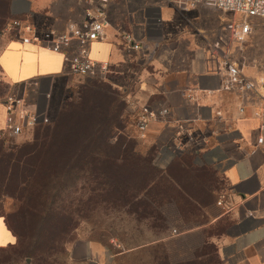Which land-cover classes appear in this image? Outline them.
<instances>
[{"label":"crops","instance_id":"0c3cea01","mask_svg":"<svg viewBox=\"0 0 264 264\" xmlns=\"http://www.w3.org/2000/svg\"><path fill=\"white\" fill-rule=\"evenodd\" d=\"M194 1L111 0L105 37L91 46V59L108 65L106 78L113 88V82L121 84L119 91L127 104L134 101L171 110L170 117L154 121L143 134L132 127L141 152H152L155 165L162 170L182 162L213 173L210 186L216 200L202 206L195 203L202 209L200 219L186 223L174 205L165 207V214L172 212L169 229L157 236L145 229L137 236L126 234L123 255L126 264L146 263L153 256L169 264H209L208 249L214 247L217 264H264V141L259 142L264 129L256 117L259 105L222 90L225 74L213 70L212 53L224 36L227 14L216 9L212 0H200L191 7ZM98 3L9 0L8 10L12 21L61 33L69 23H82ZM126 35L134 37L139 50L128 45ZM234 51L235 45L230 52ZM252 63L245 72L239 62L247 77L259 79L264 59L256 57ZM0 73L12 88L20 86L25 97L37 82L70 74L62 53L24 44L13 36L0 52ZM30 104L37 107L32 100ZM126 110L130 112L128 105ZM5 122L1 104L0 130ZM179 145L183 148L177 150ZM220 200L222 206H218ZM16 243L0 210V249ZM81 243L84 254L80 259L73 254L74 262L89 264L91 257L99 264L108 263V247L93 241ZM185 243L190 245L187 253Z\"/></svg>","mask_w":264,"mask_h":264},{"label":"trees","instance_id":"16d2710c","mask_svg":"<svg viewBox=\"0 0 264 264\" xmlns=\"http://www.w3.org/2000/svg\"><path fill=\"white\" fill-rule=\"evenodd\" d=\"M8 5L9 0H0L3 25L12 22ZM93 79L101 82L100 90L107 87L124 101L126 96L116 95L107 80ZM98 114L75 126L68 137L40 125L31 142L7 147V140L0 139V210L17 238L7 248H15L33 264H66L62 260L69 258L67 245L78 240L81 221L77 217L102 204L105 213L126 214V234L137 236L145 229L157 236L170 227L165 207L174 205L189 223L202 215L196 202L202 206L216 200L211 170L182 162L162 170L152 152L142 153L138 137L128 132L130 126L138 131L132 113L124 109L116 115ZM106 179L100 189V181ZM100 199L104 203L99 204ZM7 201L12 203L10 210L5 207ZM101 239L104 242L105 237ZM150 258L135 263L160 264L164 259Z\"/></svg>","mask_w":264,"mask_h":264},{"label":"built area","instance_id":"2783aa9c","mask_svg":"<svg viewBox=\"0 0 264 264\" xmlns=\"http://www.w3.org/2000/svg\"><path fill=\"white\" fill-rule=\"evenodd\" d=\"M111 0H99L97 9L86 14V19L80 23H69L64 32L38 31L32 25L24 24L22 21H12L11 31L13 38L21 40L24 44H35L42 48L52 50L64 55L70 74L84 78H105L109 72L108 65L97 63L90 57L93 43L105 37L107 27V9ZM200 0L190 4L196 7ZM216 9L232 15L234 19L226 24L224 36L221 41L213 46L212 61L216 67L213 70L225 74L223 91L235 92L242 97H247L259 105L256 117L261 121L264 129V72L259 79L247 77L240 67L239 62L232 57L231 48L240 43L244 45L251 37L253 27L248 19L264 18V0H212ZM228 37V38H227ZM133 50H139L140 45L135 42L132 35L124 37ZM229 40V41H228ZM236 47L242 51V47ZM50 97V95L48 96ZM6 112L5 128L0 130V139L8 134L12 138L19 137L26 130L49 123L47 111H39L38 107L32 106L24 97L11 95L3 104ZM130 113L134 116L135 126L139 132L145 133L151 123L158 119L171 116L168 108H154L149 104H139L128 101ZM243 111V109H242ZM180 131H185L183 122H179ZM192 139L191 135H188ZM264 139H260L262 144ZM183 148L179 145L177 150ZM221 200L218 206H222ZM177 232L174 231V234ZM112 245L122 250L123 246L117 240H112ZM89 264H98L93 260Z\"/></svg>","mask_w":264,"mask_h":264},{"label":"rangeland","instance_id":"374dc122","mask_svg":"<svg viewBox=\"0 0 264 264\" xmlns=\"http://www.w3.org/2000/svg\"><path fill=\"white\" fill-rule=\"evenodd\" d=\"M233 20L234 19L232 18V15H227V25ZM248 21L253 27V32L251 34L252 39L249 38L242 46L240 43H236V47L241 46L243 49L242 51L237 50L232 52V57L240 62L245 72L248 71L250 67L254 66L252 61L256 59V57L264 59V18L248 19ZM2 23V20H0V26ZM10 25L11 21H8L6 24H2V27H0V52L6 43L12 39L14 34V32L10 29ZM250 39L251 43L249 44ZM261 69H264V65ZM102 80H107V78H103ZM107 82L110 83L111 81L107 80ZM100 83L101 82L98 79L84 78L69 74L65 78L59 80H42L37 82L34 85V88L32 87V92L28 93L25 97L24 92L22 91L23 89H21L20 86L12 88L3 81L0 73V105L4 104L11 95L24 97L28 103H30L32 100L37 105L39 111L43 112L48 110L49 123L44 126H47V129L51 130L53 134L68 137L70 136L71 131L75 129V126L83 125L89 118L92 117V114H100L103 111H110L111 114L116 115L124 109L126 113V102H124L126 101V97L123 101L122 98L120 99L116 96H113L111 94L112 90L109 91V89H106L107 87H103L105 90H100L102 87ZM113 83L116 85L114 87V91H116L115 94L120 96L121 91H119V87L121 84L119 86V83ZM29 87L31 86L29 85ZM107 94H109L112 99L108 98ZM49 95L50 97H48ZM130 132L137 136L136 131L131 126ZM35 135L36 127L26 130L19 137L12 138L8 134H5L2 139H6V146L11 147L15 144L20 145L26 142H31ZM107 181L108 179L101 180L98 185L99 188L102 189L101 187L106 185ZM102 203H104V201L100 199L99 204ZM102 205L97 206V208L91 213H87L85 211L82 216L77 217V219L81 221L80 229L77 233L78 240L67 245V253L69 254V258L63 259L62 262L66 264H80L74 262L73 254H76L78 259L82 258L84 253L82 248L83 244L81 241H93L102 244L106 248L109 246L107 249H110V256L107 264H126V254L123 255V253L126 252V232L128 229L126 228V214H117L116 212L105 213L102 210ZM11 206L12 203L10 201L5 202V207L7 210H10ZM83 207H85V205H83ZM166 215L167 218H169L172 216V212L168 210ZM85 217H88L89 220L84 221ZM111 227H115V230L110 229ZM103 237H105V240H107L106 242L105 240L103 242L101 239ZM113 239L121 243L123 246L122 250H119L112 245ZM104 243L108 244V246H106ZM183 247L187 253L190 245L185 243ZM208 251L210 252L209 264H217V259L214 255V249L209 248ZM88 259L95 261L91 257ZM95 262L98 263L97 261ZM33 263V260L30 258L20 257L15 248L0 249V264ZM160 264H169V261L162 259Z\"/></svg>","mask_w":264,"mask_h":264}]
</instances>
